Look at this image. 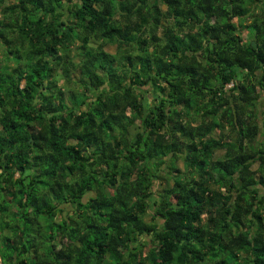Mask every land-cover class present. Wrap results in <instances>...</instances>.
<instances>
[{"label": "trees", "instance_id": "1", "mask_svg": "<svg viewBox=\"0 0 264 264\" xmlns=\"http://www.w3.org/2000/svg\"><path fill=\"white\" fill-rule=\"evenodd\" d=\"M0 48V264H264L263 10L0 0Z\"/></svg>", "mask_w": 264, "mask_h": 264}, {"label": "rangeland", "instance_id": "2", "mask_svg": "<svg viewBox=\"0 0 264 264\" xmlns=\"http://www.w3.org/2000/svg\"><path fill=\"white\" fill-rule=\"evenodd\" d=\"M249 1H251V4H252V10H253V12H260V10H263L264 11V9H263V7L261 6V4H260V1L259 0H249ZM250 3V2H249ZM162 6V5H161ZM163 7V6H162ZM161 7V8H162ZM247 20V19H246ZM245 20V21H246ZM245 31L246 30H243V32L245 33ZM90 43L91 44H95L96 42L94 41V40H91L90 41ZM77 44V42L76 43H74L73 45L75 46ZM74 46H69L68 47V49H66V51L67 52H70V53H72L73 52V50H74ZM104 49L106 50V51H109V52H114V50H115V47H114V43H107V44H105L104 45ZM1 48H0V64L2 63V60H1ZM73 60H76V58H73ZM73 76L76 78V74H73ZM84 80V79H83ZM62 80L61 79H59L58 81H57V84H61L62 82H61ZM74 86H79L78 84H74ZM140 91L142 92V94H143V96L141 97V99L143 100V103H144V105H147V104H149L148 103V96H147V93L146 92H144L145 90H147L148 89V86L147 85H141L140 87ZM64 90V92H65V90L66 89H63ZM65 94V93H64ZM256 108H257V110H261V108L263 107V99H262V97H260L258 100H257V103H256V106H255ZM135 126L136 125H134V124H132V125H130L129 127H128V134L129 135H133V132L136 130V128H135ZM212 135H216V131H212V133H211ZM221 153H222V150L221 149H217V150H215L214 151V154H213V158H215V157H219L220 155H221ZM175 166L181 171V172H186V171H184V168H183V163H182V160L180 159V158H178V159H176V161H175ZM255 165L253 164L252 165V167H254ZM154 188H155V190L157 191V190H160L162 187H164V186H167L169 183H170V179H169V177L161 170V169H159L158 170V172L156 173V176L154 177ZM64 213H66V208L64 209V211H63V214ZM58 217H59V215H56L55 216V219L57 220L58 219ZM148 215H145V220H148ZM4 230H6V229H4ZM147 236H145V238H146Z\"/></svg>", "mask_w": 264, "mask_h": 264}, {"label": "built area", "instance_id": "3", "mask_svg": "<svg viewBox=\"0 0 264 264\" xmlns=\"http://www.w3.org/2000/svg\"><path fill=\"white\" fill-rule=\"evenodd\" d=\"M231 85V83L230 82H228V83H225L224 84V88H227V87H229Z\"/></svg>", "mask_w": 264, "mask_h": 264}, {"label": "crops", "instance_id": "4", "mask_svg": "<svg viewBox=\"0 0 264 264\" xmlns=\"http://www.w3.org/2000/svg\"><path fill=\"white\" fill-rule=\"evenodd\" d=\"M217 150V149H216ZM214 154V153H213Z\"/></svg>", "mask_w": 264, "mask_h": 264}]
</instances>
